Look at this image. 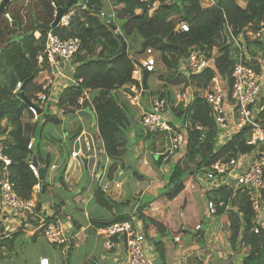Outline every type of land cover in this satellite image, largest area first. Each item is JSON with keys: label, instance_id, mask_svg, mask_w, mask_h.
<instances>
[{"label": "trees", "instance_id": "trees-1", "mask_svg": "<svg viewBox=\"0 0 264 264\" xmlns=\"http://www.w3.org/2000/svg\"><path fill=\"white\" fill-rule=\"evenodd\" d=\"M80 2L81 6L68 25L59 23L55 28L51 27L56 11L53 3L64 7L68 0H43L41 5L44 13H38L35 17L28 12V20L21 14L22 0L6 5L5 14L9 15L11 20L8 21L5 14H0V138L3 143L2 154L10 161L7 167L0 161V178L7 174V179L20 199H30L32 190L38 183L28 167L33 157L37 158L38 164L46 173L56 160L44 144L45 140L52 138L48 137L43 127L49 123L58 124V119L49 113L43 114L42 111L34 120L24 101V98L30 102L35 100L36 94L42 89L36 79L42 71L49 70L43 55L48 33L60 40L79 41L72 77L81 82L64 88L55 103L48 102L46 107H54L64 115L83 111L86 107L92 108L97 121L93 129L101 138L103 157L109 160L105 166V181L115 179V176H112L118 166L124 168L121 158L127 135L138 124L137 109L130 105L124 92L125 87L133 83L132 74L136 70L137 58L145 56L147 50L157 55V58H153L154 69L149 76L155 72L156 62L163 66V72L157 76L163 89L150 94L167 100L173 114L170 125L174 129L183 128L186 143L183 157L170 165V172L164 183L168 201H173L185 190L190 175L195 176L196 173L202 176L204 171L210 169L218 160H229L252 151V148L245 144L247 130L235 135L225 145H217L218 132L210 107L196 91L202 92L212 87V79L218 77L224 84L226 96L229 98L232 87L231 73L240 57L246 65L259 69L258 60L264 58V45L247 38L243 39L244 48L234 42L229 43L226 29L229 28L235 37L243 35L247 29L257 30L264 21V0H213V4L207 7L201 6L199 0ZM109 3L112 10L108 6ZM101 13H104V16H100ZM181 22L187 24V32L176 31ZM122 40L126 43V51L122 49ZM214 49L217 52L211 67L191 77L190 82H187L186 77L179 71L182 59L190 51H199L208 56ZM17 83L21 84V88L15 93ZM188 86L195 88V96L190 105L183 108L182 104L176 101L177 92L174 94L172 90L178 88V92H183ZM83 92L88 93L90 102H85L83 107H80L77 100ZM261 103L262 110L258 114V120L264 125V99ZM25 112L29 116L23 121ZM84 115L87 116L86 113ZM185 124L199 125L205 129H188L184 128ZM159 134L168 150V133L144 134V137H156ZM30 143L32 147L28 149ZM167 157V153L154 156L155 166L160 167L163 159ZM61 170L63 174L64 165ZM133 174L141 181L146 180L137 171ZM62 176L57 180L61 181ZM42 187L48 192L49 183L44 180ZM229 197L231 194L223 189L206 194V199L225 204ZM94 199L104 211L111 212L113 206L119 207V210L123 208L122 204L113 202L109 195L98 187L95 188ZM129 203L128 201L127 204ZM36 204L40 209L42 203L39 201ZM148 204L140 203L136 209L145 232L148 229L146 223L149 222L161 236L171 233L175 237L185 233L183 229L172 231L167 223L146 215L144 209ZM214 216L218 217L219 222L227 225L223 238L229 248L234 252L247 249L243 253L245 257L242 264H264V235L253 232V213L244 193H236L231 197L229 210L218 207ZM47 220L54 221V216L48 217ZM126 220H129V216L119 212L109 219H93L91 223L95 229ZM0 225L3 226L1 223ZM79 229L80 227L77 228ZM203 232L202 234L201 230L195 234L203 241H210L216 237L219 227L209 225V229ZM19 235L20 232H14L5 239H0V249L12 252L13 243ZM74 242L72 239L68 242L65 254L68 259L62 264H71L69 258L70 252L74 250ZM155 249L160 263L165 264L161 245L155 243ZM192 254H183L178 263L187 264L186 259ZM201 257L198 256L200 261L205 259Z\"/></svg>", "mask_w": 264, "mask_h": 264}, {"label": "built area", "instance_id": "built-area-1", "mask_svg": "<svg viewBox=\"0 0 264 264\" xmlns=\"http://www.w3.org/2000/svg\"><path fill=\"white\" fill-rule=\"evenodd\" d=\"M212 4L213 0H210V5ZM80 6L81 2L77 1L62 17L60 24L67 26ZM100 16H104V13H101ZM176 31L187 32V24L181 22L177 25ZM226 37L229 43L234 42L239 47H243L242 43L245 38L261 43L264 41V21L257 30L247 29L243 35L238 37L233 36L231 30L227 28ZM78 50L79 41L77 39L60 40L57 36L48 33L43 55L53 75H58L62 66L66 65L73 76L75 56ZM216 52L217 50L214 49L208 56L199 51L187 53L179 66V71L186 77L187 82H190L191 77L199 75L211 67ZM244 56L247 58L246 54ZM244 62L240 57L239 62L233 67L229 98L226 96L224 84L219 81L218 77L212 79V87H208L202 92L197 90L196 94L201 96L210 107V113L218 132L217 145H225L235 135L247 130L248 137L245 144L251 147L252 151L229 160H218L210 166V169L204 171L205 173L202 176L197 175L195 182L190 178L188 187L191 190L195 189V186L203 189L205 199L208 192L218 189L229 192L231 197L237 192L244 193L253 213V232L264 235V125L258 120V114L262 110L261 102L264 99V58L258 60V70L246 65ZM140 65L148 73H151L154 69V59L148 57L146 60L140 61ZM132 80L133 83L125 87L124 96L130 105L141 107L143 94L142 72L138 64L132 74ZM80 82L75 81L72 77L69 85H78ZM41 86V91L36 94L35 100L31 102L32 106H28L34 120L39 117L38 108H43L49 101L55 102L57 100H52L50 97L53 86L51 79H47ZM20 88L21 84L17 83L14 92L16 93ZM194 96L195 91L188 86L183 92H177L175 98L177 103L182 104L185 108L190 105ZM85 102H90L87 92H83V95L77 100V105L83 107ZM168 109L169 105L166 99L157 96L151 98L148 110L140 117L142 132L144 134L168 133V154L180 155L186 149L184 131L183 128L174 129L170 125ZM184 128L197 131L204 130L199 125L192 126L190 124H185ZM94 133L82 131L73 138L70 158L78 160L81 165L86 160V168L89 169L91 178L95 179L98 186L107 192L110 189L109 184L101 182L105 174L106 158L103 157L101 138L96 132ZM202 137L203 135H201V139ZM31 147L32 143L28 145V149H31ZM2 153L3 143L0 138V161L7 167L10 161ZM28 167L38 181L32 190L31 198L28 200H22L17 196L13 186L7 179L6 173L0 178V223L6 227V230H9L10 221L14 219H17L18 222L29 223L48 244L56 247L63 246L62 254L65 255L69 239L73 237H69L63 224L57 220L48 221L44 211L37 208L32 196L40 194L43 190L42 184L39 183L38 169L40 165L36 166L33 162H30ZM56 169L57 166L52 165L49 170L54 171ZM115 186L118 187L119 184L116 183ZM231 197L228 198L226 204L221 201L215 202L206 199V212L208 215L214 216L218 207L229 210ZM201 230L200 224L194 227L196 233H200ZM94 233L104 240L105 250L107 253H111V258L119 261L120 264H153V259L149 254L153 247L147 242L143 228L136 219L132 218L131 221L126 222H114L105 228H96ZM175 240L179 241L178 238H175ZM38 264L50 263L47 258L41 257Z\"/></svg>", "mask_w": 264, "mask_h": 264}, {"label": "crops", "instance_id": "crops-1", "mask_svg": "<svg viewBox=\"0 0 264 264\" xmlns=\"http://www.w3.org/2000/svg\"><path fill=\"white\" fill-rule=\"evenodd\" d=\"M206 4L204 5L205 7L210 6V0H205ZM12 3L16 2V0L11 1ZM56 74V73H55ZM47 79H51L53 82V86H52V90L50 92V97L52 100H55L58 98L59 93L63 90L64 87L68 86L72 80V75L69 71V68L66 67V65L62 66V69L60 71V73H58V75H53V73L51 72V70H45L42 71L39 76L36 79V82L40 85H43L45 83V81ZM89 97V96H88ZM149 97H146L145 94L141 99V107H135L137 109V116H138V124L137 126L140 128V117L141 115L148 110L149 108ZM49 102H53V101H49ZM55 103V102H53ZM47 106V103L43 106L42 109H44ZM53 110L56 111V108L52 107ZM142 108V109H141ZM92 110V108H91ZM43 111V110H42ZM93 111V110H92ZM144 111V112H143ZM57 112V111H56ZM94 112V111H93ZM54 114V113H53ZM58 114L60 115H64L62 114L61 111H58ZM74 114L79 115V117H82L83 123L85 126L79 125L78 127H73L71 130H64L61 129L60 132L58 133V140L59 142H64L67 139V136L69 134V132L71 131V141H70V146H69V155L67 153H64L63 150L60 147V144L57 143V140L55 143H53L51 140H45L44 144L46 145V149L49 150V153L51 155H54L55 157V162L53 163V165L57 166L56 170H59L63 165H64V175L62 176V180L58 181V183H54L51 179L48 180L49 183V188H48V192H43L40 194H34L32 196L33 201L36 202H41V207L40 209L44 211V213L47 216H54L55 220H58L61 224H63V226L65 227V229L67 230V233L73 235V238H71L72 240H74V250L72 252H70V260H71V264H120L119 261H115L111 258V253H107V251L104 248V240L102 238H99L95 235L94 233V228H93V224L92 222V218L91 215L88 216V218L85 219L86 221V225L82 226L80 224L79 221L76 220V218L73 216L74 212L78 211V206L83 205L84 207H91V211L96 212L97 209L103 210V208H100V206L98 205V203L95 201L94 199V191L95 188L98 187L101 189L100 186H98V183L95 179L91 178V176L89 177V180L86 182H84V172L83 169H87L88 168L85 167L84 164H80V162L78 160H74L70 158V151L73 148V137L76 134L81 133L82 131H91L89 130V128L86 127V124L89 123V127H94L93 125V121L92 118L89 114H87V116H85V112L84 110H80V111H76ZM54 116L58 119L59 123L61 122L60 126H63V123L66 122L65 117H59V115L57 116V114H54ZM26 119H28V117H24L23 121H26ZM50 124V123H49ZM49 124L45 125L43 127V130L45 131V133H48L49 135L52 134V129L48 126H50ZM52 124V123H51ZM54 125V124H53ZM59 125V124H58ZM95 134V133H94ZM95 136V135H94ZM136 139V145L130 141H134ZM127 141L129 142V145H133L132 150H130V152L132 154H129L128 159L131 157H136V162L135 164H130L127 160L126 157V162L128 163V170L131 167H134V169L141 174L142 176H144L146 179L148 178L153 179L154 177L158 176L157 172L160 171L162 172V168L163 167H167L170 165H173L177 160H179L180 157L179 155H170L167 152L166 149V153L168 154V157L163 159V162L161 164L160 167H156L153 157L155 155L160 156L162 155L161 153H159L156 148L154 147V144L151 145L150 147L147 146L143 141L138 140L137 136H136V131L135 130H130L129 134L127 135ZM138 140V141H137ZM57 143V144H56ZM132 143V144H131ZM129 145L127 148V152L129 153ZM136 148L138 149L139 152H137ZM146 149L145 152L143 153L141 152V150ZM61 150V151H60ZM134 151H136L137 155L135 156ZM63 153V154H62ZM69 156V157H68ZM126 156V154L124 155ZM141 159V160H139ZM103 160V159H102ZM106 164L107 162H109L108 159L105 160ZM152 161V163H151ZM167 162V164H166ZM165 163V166H164ZM167 165V166H166ZM124 168L125 165H124ZM121 169L120 166H118V170L114 173L115 179H113L112 181H105V174L102 178V183H107L109 184V191H102L106 192L108 195H110V199L117 203V204H122V201H129L128 200V195H127V190L124 188L123 185V181L121 180H117V177H120L121 179L125 176V172L127 170L125 169ZM158 171H156V170ZM129 174V173H128ZM90 175V172H89ZM134 177V175H132ZM154 180V179H153ZM161 180H164V177H162ZM190 181V180H188ZM157 179L155 182H150V184L147 186L146 188L143 190L142 193H144L145 195H147L150 190H153L154 185L156 184ZM119 184L118 187L115 186V184ZM145 183V182H141V183H134L133 184V188L135 189L138 185ZM155 183V184H153ZM188 184V182H187ZM186 184V185H187ZM62 189L64 191H70L72 193V198L71 201L69 202L66 198H64L63 200H59L58 203H49L48 201H45V197L48 196L49 193H51L53 191V189ZM186 189V187H185ZM147 190V191H146ZM154 191V190H153ZM131 192V191H130ZM134 194L135 191L133 192ZM61 194V193H59ZM112 196V197H111ZM149 203L147 208L144 209V212L146 215L153 217L155 219H157L159 217L160 221H162L163 223H167L169 225V228L173 231H179L181 229H184L186 234L187 232H190L193 234V238L196 240H202L201 238H199L194 232L193 229L189 230L187 225L185 223H181L180 227L178 229H173V227L169 224V219L168 217H166L165 215L163 216V213L160 216H156L154 217V214H158L160 213L159 210L156 211V209L154 207L155 202H146ZM129 205H131V202L129 203ZM69 208H72L71 210H69ZM117 208V210H116ZM166 208V207H165ZM164 208V209H165ZM0 211H1V207H0ZM119 211V207L113 206V208L111 209V212L107 211L110 214H118ZM167 211V210H166ZM135 213H137V210H135ZM165 213V212H164ZM133 215V214H132ZM153 215V216H152ZM130 216V215H129ZM110 218V217H109ZM108 218V219H109ZM158 219V220H159ZM17 219H14L11 222V226H7L9 228V230H6L5 226L0 225V232L2 231V235H6V233H11V232H21V235H19L14 243H13V251L9 252L10 254H15L17 251V240L21 239V241L24 240H28V241H32V242H36L38 239H42L43 237L41 236V234L39 232L36 231V229H34L32 227V225H30L29 223H23V222H18L16 221ZM141 221V220H140ZM73 222H75L76 224H74ZM142 223V222H141ZM35 225H37V223H35ZM143 225V223H142ZM197 224H195L196 226ZM201 225V224H200ZM193 226V228L195 227ZM80 227L79 230H77V228ZM202 227V225H201ZM96 229V228H95ZM74 231V232H73ZM148 231H149V242H155V243H159L163 249V253H164V262L165 264H179V259L180 257L187 253V252H192L191 250V246L190 245H184V247H179V249H176L178 247L179 243H183L185 242V237L184 234L178 236L180 241L178 243H175L174 241V237L171 240H167V235L165 236H161V234H159L156 229L154 227H148ZM227 232V225L223 224L221 222H219V232L217 233L216 237L213 240V245H212V250L211 251H207L205 250L197 251V254L195 256V253L192 254L190 257H188L186 259L187 264H242V259L245 257V253L246 252V248L244 249V251L242 252H234L232 251L229 246L227 245V243H225V239L223 238V233ZM203 230H202V234H203ZM3 239V238H2ZM44 239V238H43ZM47 243V242H46ZM83 247H86V250L83 252V254L81 255V253L77 250L82 249ZM57 256L61 251L62 254V250L60 249V247H57ZM60 250V251H59ZM5 252H7V250L5 249ZM8 253V252H7ZM156 256L159 258L157 252H156ZM198 256H202V258L205 257V259L201 260L198 259ZM47 258L49 260L50 264H61V261L58 260V258L56 257V255L46 249H41V252L38 253V255L31 261L30 264H38V260L39 258ZM154 258V257H153ZM68 259V256H67ZM67 259H65L67 261ZM24 261L21 262V264H23ZM11 258L7 257L5 259H0V264H11ZM26 263V262H25ZM66 263V262H65ZM154 264H162L160 263L158 260H154Z\"/></svg>", "mask_w": 264, "mask_h": 264}, {"label": "rangeland", "instance_id": "rangeland-1", "mask_svg": "<svg viewBox=\"0 0 264 264\" xmlns=\"http://www.w3.org/2000/svg\"><path fill=\"white\" fill-rule=\"evenodd\" d=\"M42 1L43 0H22V10H21V14L25 16V18H28V12H31L32 15H34L35 17H37L38 13H44L43 12V8H42ZM80 1V0H79ZM201 6L205 7L204 5L206 4L205 0H199ZM108 6L110 7V9L112 10L113 8L111 7L110 3L108 4ZM108 8V7H107ZM156 8L153 7V10ZM152 10V11H153ZM55 12H54V17H55ZM10 17V16H9ZM6 19H8L5 16ZM29 19V18H28ZM27 19V20H28ZM9 21V20H8ZM133 56H135V54H133ZM148 57H152V58H157L156 54H153L150 50L146 51V55L145 56H141L138 59V62L140 63V61H144L146 60ZM163 72V66L162 64H160L159 62L155 63V72L149 76L148 79V86L149 88L145 91V96L149 97V99L153 98L154 96H151L150 93H156V92H160L162 91L163 87L161 86V83L158 81L157 76ZM193 89L195 90V88L193 87ZM16 90V87H15ZM180 91V89L175 88L172 90V92L175 94L176 92ZM144 95H142L143 97ZM168 109V114H169V118L170 120L173 119V114L170 110ZM43 114H47L49 113L50 115H54L57 114V116L59 115V117H65L66 122L63 123V126H60L61 122L58 124H49L51 129H52V134L49 135L48 133V137L52 138V141L57 140V143L60 144L61 149L63 150L64 153H67L69 155V146H70V141H71V129L75 126L78 127L79 125L85 126L82 120V117H79V115L74 114V113H67L65 115H60L58 114V110L56 109L53 110V108L51 107L50 109L45 107L43 110ZM54 113V114H53ZM25 116L28 117V113L25 112ZM94 126V125H92ZM86 127L89 128V130H91V133H94V129L92 127H89V123L86 124ZM61 129H66V130H71L67 136V139L64 142H59L58 140V133L60 132ZM133 130L136 131V136L138 138V140L143 141L147 146H151L154 144V147L156 148V150L161 153L162 155L166 153V148H165V141L163 140V138L161 137V135H156V137L150 136V137H144V134L142 133V128L140 126V128L138 126L133 127ZM45 132V131H44ZM137 140V141H138ZM133 143V145H136V139L134 141H130ZM129 142L125 143V147L122 151V158L121 161L123 162V165H125L127 171L125 172V176L121 179L120 177H117V180H121L123 181V185L124 188L128 191L127 195H128V200L129 202H131V205L127 204V201H122V207L119 211L123 214L126 215H130L129 217L132 216V214L135 213V210L138 208V205L140 203H146V202H155L154 207L158 208L156 209L160 211V213L158 214H154V217L156 216H160L163 213V216L165 215L166 217H168V221L169 224L173 227V229H178L181 225V223H185L188 227L189 230L193 229V232L196 233L194 231L193 226H195V224H201L202 225V230L206 231L209 229V225H217L219 227V219L216 216H211L208 215V213L206 212V199L205 196L203 195L204 191L203 189H199L198 186H195V189L191 190L188 187V184L190 181H187L188 184L186 185V189L183 190L173 201H168V199L166 198V194H167V190L164 187V183L166 182V178L167 175L169 174V167H163L162 168V172L158 171L157 174L158 176L154 177L153 179H146L144 181L139 180L136 177H133L132 175H134V171H136L134 169V167H131L128 170V163L126 162V160L128 159L129 154H132L130 152V150H132V146L133 145H129ZM131 143V144H132ZM129 145V153L127 152V148ZM137 152L138 149L136 148ZM146 149L141 150L142 154L146 153L145 152ZM135 156L137 155L136 151H134ZM63 154V153H62ZM126 154V156H124ZM181 155V156H180ZM180 157H183L184 152L180 153ZM69 157V156H68ZM127 157V159H126ZM141 160V159H139ZM130 164H135L136 162V157H131L127 160ZM152 163V161H151ZM167 164V162H166ZM165 166V163H164ZM121 168V167H120ZM65 169V168H64ZM123 169V168H121ZM84 172V182L89 180V170L87 169H83ZM129 173V174H128ZM63 175L62 174V170L61 168L59 170H54V171H48L45 174L44 180L48 183V180L51 179L54 183H58L59 177ZM193 175H190L193 179V182L196 181V177L197 174L195 173ZM114 178V175L112 176ZM162 177H165L164 180H161ZM189 178V180H190ZM202 178V177H201ZM157 179L156 184L153 187V190H150V192L145 195L143 192V190L146 188V185L148 186L150 184V182H155ZM57 180V181H56ZM141 183V182H145L142 183L140 185H138L135 189L133 188V184L134 183ZM131 191V192H130ZM135 191L136 194H134L133 192ZM147 191V190H146ZM61 193V194H59ZM112 195V194H110ZM109 195V196H110ZM72 193L70 191H64L62 189H53V191L51 193L48 194V196L45 197V201H48L49 203L53 204V203H58L59 200H63L64 198H66L69 202L71 201L72 198ZM112 197V196H111ZM166 207V208H165ZM165 208V209H164ZM72 208H69V210H71ZM117 210V208H116ZM167 210V211H166ZM165 212V213H164ZM91 215L92 219H98V218H103V219H108L109 217H111L112 215L107 212V210H100L97 209L96 212L91 211V207H84L83 205L78 206V211L73 213V216L76 218L77 221L80 222V224L82 226H85L87 223L85 221L86 218H88V216ZM153 216V215H152ZM159 219V217L157 218ZM160 220V219H159ZM147 227H152V225L147 222L146 223ZM184 230V229H183ZM19 231V230H18ZM15 231V232H18ZM143 231H144V235L145 238L147 240V242L149 243V245L153 246V251L151 253V257H154V260H158L160 262V259L156 256V249H155V242H149V231L147 229V231L145 232L144 227H143ZM174 231V230H173ZM177 232V231H175ZM11 233H14L11 232ZM11 233H6V235H2L0 233V239H5L6 237H8V235H10ZM21 233V232H20ZM183 235V234H181ZM167 240H171L173 238L172 234L170 233L169 235L167 234ZM185 237V242L183 243H179L178 247L176 249H179V247H184V245H190L191 246V250L192 253H195V256L197 254V251H211L212 250V245H213V240L210 241H203V240H196L193 238V234L190 232H187L186 234H184ZM100 238V237H99ZM175 238H178V240L180 241L178 236L174 237V241L175 243H178L179 241H176ZM17 251L15 254H9L7 252H5V249H0V259H5L7 257L11 258V264H21L22 261L23 264H30L31 261L38 255V253L41 252V249H46L49 250L51 252H53L56 257L58 258V260L62 262H65L66 259V255H62V254H58V249L56 246H51L49 244L46 243V241L42 238L38 239L35 243L32 241H28V240H24L21 241V239L17 240ZM86 250V247L82 246V249H79L77 251H79L81 253V255L83 254V252ZM60 251V250H59ZM164 255V253H163ZM165 256V255H164ZM26 262V263H25Z\"/></svg>", "mask_w": 264, "mask_h": 264}, {"label": "water", "instance_id": "water-1", "mask_svg": "<svg viewBox=\"0 0 264 264\" xmlns=\"http://www.w3.org/2000/svg\"><path fill=\"white\" fill-rule=\"evenodd\" d=\"M11 1H13V0H1L0 1V14H5V7ZM76 2H77V0H70V1H68V3L64 7H58L55 3H53L54 7L56 8V11H55L56 14H55L52 26H51L52 28H55V27L58 26L60 20L67 13L68 9H70L73 5H75ZM5 16L8 18V20H11L9 15L5 14ZM121 44H122L123 51H126V47L127 46H126L125 41L122 40ZM261 44L264 45V41H262ZM148 76H149V73L145 69H142V87H143V91H146L148 89V85H147ZM24 101H25L27 106H32V103L29 100H27L26 98H24ZM84 112L91 116L92 121H93V125H96L97 121H96L95 113L89 107H86L84 109ZM37 113H38V115H40L42 113L41 109H37ZM32 162L36 166H38L37 158L35 156L33 157ZM83 163H84V165L86 167V160H84ZM45 172L46 171H45L44 168H39L38 169L39 183L40 184H43ZM43 192H44V190L42 191V193Z\"/></svg>", "mask_w": 264, "mask_h": 264}, {"label": "bare ground", "instance_id": "bare-ground-1", "mask_svg": "<svg viewBox=\"0 0 264 264\" xmlns=\"http://www.w3.org/2000/svg\"><path fill=\"white\" fill-rule=\"evenodd\" d=\"M142 109V108H141ZM144 112V111H143ZM203 129H205V128H203ZM155 156H157V155H155ZM159 158V157H158ZM237 193H239V192H237ZM37 205V204H36ZM38 208V207H37ZM47 217H51V216H47ZM132 218H134V219H136V221L138 222V223H140L141 224V226H142V228H143V225H142V223H141V221H140V219H139V217H138V214L137 213H134L131 217H129V220H126V221H131V219ZM54 221H55V219H54ZM58 221V220H57ZM126 221H121V222H126ZM119 222V221H118ZM107 227V226H106ZM103 228H105V227H103ZM143 233H144V231H143ZM68 235H69V237L70 236H72L73 237V235H71V234H69L68 233ZM71 239H69V241H70ZM50 245V244H49ZM52 246H54V245H52ZM153 247V246H152ZM152 251H153V248H152V250L150 251V255H151V253H152ZM153 259V264H154V258H152Z\"/></svg>", "mask_w": 264, "mask_h": 264}, {"label": "clouds", "instance_id": "clouds-1", "mask_svg": "<svg viewBox=\"0 0 264 264\" xmlns=\"http://www.w3.org/2000/svg\"><path fill=\"white\" fill-rule=\"evenodd\" d=\"M0 1H1V0H0ZM77 1H78V0H77ZM79 2H80V1H79ZM76 3H77V2H76ZM68 10H69V9H68ZM60 21H61V20H60ZM59 23H60V22H59ZM137 64L139 65V68L141 69V72H142V69H143V68L141 67L140 63L138 62ZM137 64H136V65H137ZM142 89H143V87H142ZM191 89H192L193 91H196V90H194L193 88H191ZM142 95H143V94H142ZM89 108H90V107H89ZM38 109H39V108H38ZM41 109H42V108H41ZM90 109H91V108H90ZM41 111H42V110H41ZM37 163H38V162H37ZM83 164H84V163H83ZM38 166H39V164H38ZM39 168H41V167H39ZM45 171H46V170H45ZM49 171H50V170H49ZM45 174H46V172H45ZM63 175H64V174H63ZM44 177H45V176H44ZM43 181H44V180H43ZM43 190H44V189H43ZM43 190H42V191H43ZM42 191H41V193H42Z\"/></svg>", "mask_w": 264, "mask_h": 264}]
</instances>
